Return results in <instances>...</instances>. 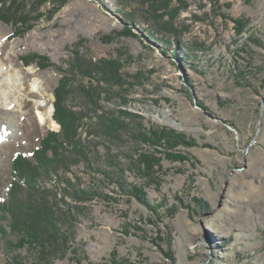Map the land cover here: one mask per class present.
<instances>
[{
	"label": "rangeland",
	"instance_id": "1",
	"mask_svg": "<svg viewBox=\"0 0 264 264\" xmlns=\"http://www.w3.org/2000/svg\"><path fill=\"white\" fill-rule=\"evenodd\" d=\"M11 1L32 26L13 35L0 20V62L24 86L10 109L0 106L11 112V125L0 114V125L11 129L0 143V197L7 196L14 155L29 154L47 131L60 130L37 117L50 108L53 115L60 74L20 58L38 54L67 70L80 44L93 67L109 61L123 79L110 99L101 95V109L134 113L147 127L183 135L185 143L170 151L189 159L162 160L151 182L134 172L137 143L88 137L93 168L79 164L73 173L101 197L76 227L87 256L82 264H110L114 251L122 264H264V0H172L183 34L178 43L124 18L139 9L128 0H67L57 10L39 0ZM235 21L244 25L240 34ZM66 102L86 117L85 138L95 121L92 102L74 81ZM132 186L143 188L145 204L131 195ZM14 255L0 239V264Z\"/></svg>",
	"mask_w": 264,
	"mask_h": 264
},
{
	"label": "trees",
	"instance_id": "2",
	"mask_svg": "<svg viewBox=\"0 0 264 264\" xmlns=\"http://www.w3.org/2000/svg\"><path fill=\"white\" fill-rule=\"evenodd\" d=\"M128 1L139 9L123 13L124 18L131 22L141 20L151 25L152 31H163L166 37H172L178 43L183 34L175 26L177 15L171 7L172 0ZM66 2L39 0V5L50 3L55 8V5L62 6ZM0 5L3 8L0 9V20L13 27V35L19 31V26L22 30L31 28L32 19L27 14L19 16L11 10L15 2L0 0ZM166 16H170V20H164ZM235 23L238 26L236 32L240 34L244 25L238 24V21ZM147 36L159 40L152 34L148 33ZM160 41L169 45L164 38ZM79 46L75 45L67 70L54 66L48 58L38 54L20 58L25 66L35 64L40 70L54 68L60 74L58 85L53 90L52 115L60 130L47 131L29 154L17 152L12 158V181L6 189L7 196L0 197V239H3L6 248L16 252L11 264H54L65 259L72 264H82L87 260L83 244L77 245L76 227L82 217H89L91 209L88 204L101 195L97 186H83L73 169L79 164L93 168L87 142L92 134L111 142L127 138L137 143L134 172L151 182L155 172L161 170L162 160L189 162L188 158L170 151L179 143H185L183 135L163 127H147L144 119L134 113L104 112L101 109V95L106 99L112 97L114 86L122 85L121 73L106 60H98L93 67L92 60H86V56L79 52ZM193 58L200 61V57ZM73 81L92 102L90 104L95 115L92 130L87 131L85 138H82L81 130L86 117L72 110L66 102ZM95 170L110 177L100 166H96ZM132 194L140 202L146 203L143 188L132 186ZM147 205L150 207L151 204ZM152 210L156 209L152 207ZM110 264H122L117 260L115 251L111 253Z\"/></svg>",
	"mask_w": 264,
	"mask_h": 264
},
{
	"label": "bare ground",
	"instance_id": "3",
	"mask_svg": "<svg viewBox=\"0 0 264 264\" xmlns=\"http://www.w3.org/2000/svg\"><path fill=\"white\" fill-rule=\"evenodd\" d=\"M19 79V80H18ZM22 79V78H21ZM19 78L16 72H12L9 67L0 62V106L6 109H10L11 105L15 102V98L17 94V90L20 92L24 90L23 82ZM16 91V93L14 92ZM16 94V95H15ZM42 106V105H41ZM6 109L0 110L1 115H6V118L0 117V122L6 119L5 125H11V112H7ZM6 111V112H5ZM3 116V117H4ZM38 120L42 125H48L50 128H57V124L52 120V109L50 108L45 113L37 112ZM11 129L6 128L5 126L0 125V143L5 141L10 135ZM5 136V137H4Z\"/></svg>",
	"mask_w": 264,
	"mask_h": 264
}]
</instances>
